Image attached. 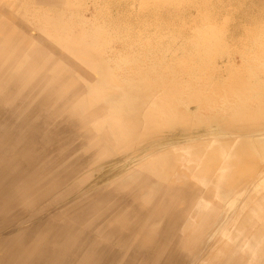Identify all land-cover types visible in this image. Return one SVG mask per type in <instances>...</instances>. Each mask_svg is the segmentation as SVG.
Masks as SVG:
<instances>
[{"label":"rangeland","instance_id":"1","mask_svg":"<svg viewBox=\"0 0 264 264\" xmlns=\"http://www.w3.org/2000/svg\"><path fill=\"white\" fill-rule=\"evenodd\" d=\"M0 19V264H235L210 256L264 223V182L220 191L226 161L264 170V0H0ZM174 183L219 206L194 246Z\"/></svg>","mask_w":264,"mask_h":264},{"label":"bare ground","instance_id":"2","mask_svg":"<svg viewBox=\"0 0 264 264\" xmlns=\"http://www.w3.org/2000/svg\"><path fill=\"white\" fill-rule=\"evenodd\" d=\"M4 29H5V31H7V29H8V31H7L8 36H6L5 38L11 39L13 37L12 33H11V28H9L8 24H6V22L4 20L0 19V33ZM2 44H3L2 38H0V50H1V52H0V68L3 67V65L5 64V62L7 60V58H5V55H8V54L3 52L4 49H1ZM12 48H11V50H12ZM13 51H14V49H13ZM28 55H29V53H28ZM43 62H45V61H43ZM1 64H3V65H1ZM5 68L6 67H4L2 69H5ZM16 72H15V74H16ZM10 75H12V74H10ZM27 75H28V73L26 71H24V69H23L21 73L15 75L11 79H10L11 76L10 77L8 76L9 78L7 80H5V83H8V86L10 88H15L16 86L23 85V84H27L26 86H28L31 84L29 77L31 78L32 75L29 77H27ZM237 134H239V133H237ZM228 135H230V134H228ZM246 162H248V161L247 160L243 161V162L241 160H239L237 162L236 161L235 162L234 161H226L224 164V165L227 164V166L229 167V168H227V172H226L228 179H227V182H225L226 185L224 187L222 185L223 188L220 191H222L227 197L229 196L230 198H232L233 199L232 201L234 203H237V204H238V202L236 200H239L241 202V204H243V203L246 204L249 201L250 195H252L251 193L254 190L260 189V187L262 186V184L264 182V170L260 169L258 167H255V168L250 167L251 169H247L246 168V165H247ZM248 164H249V162H248ZM254 164H255V162H254ZM262 170H263V172H262ZM224 172H223V175L225 174ZM256 178H261V179H256ZM179 186L180 185H178V184L176 185L174 183V203H176L175 201H177L178 199L184 200L186 203V207L179 208V207L175 206L174 207V219L177 222L176 225H180L184 220L186 221V219H187V221L183 225V228L181 229L180 234L174 236L175 245L178 247L194 246L199 241H204L202 238L207 235L206 234L204 236L206 228L208 227V225L210 223V219L213 217V215L215 213H217V209L219 208V206H217L215 204H213V205H209V204L208 205L207 204L202 205L200 203V201H197L196 196L193 195V193L187 192L186 190H183V188H180ZM234 203H232V204H234ZM260 204L262 205V208L258 203V205H256V207H254L255 209L253 207H250V209L255 211L256 213H259V215H263L264 214V201L262 200V198H261ZM200 218H203V224L201 227L197 226V225L194 226L191 224L194 219L196 220V223H197V221ZM234 219H237V217H235V213L233 216L230 217L231 224L233 226H235V230L232 232V235L234 233L237 234L239 232V230H241L242 226L246 223V221L241 222V220L238 221V219H237L235 221ZM247 221H250V219ZM193 226H194V228H193ZM245 229H246L245 233L238 235V236L233 235L234 238L235 237L237 238V240L235 242L224 243L225 246L227 245L225 248L222 247L223 248L222 249L219 247L220 248L219 249L218 243L213 245L214 248H213V251L211 252L210 258L214 259L216 256L232 254L236 258L234 260L235 264H259V262L261 263L262 260L259 259V257H260L258 255L259 253H257V254H255V253L257 251H259V247H264V223L261 220L257 225L254 224L253 222H251L250 224L247 225V227ZM214 231L215 232H213V231L211 232V235H215L216 238H219L221 236V234H223V229L219 230L218 228H216ZM225 232H229V231L225 230ZM230 233H228L227 235H229L230 239H231V237L233 238V236H231ZM209 235H210V233H209ZM243 236H245V238H247V241L245 244V248L243 250H239L238 246H237V242ZM152 241H153V239H152ZM232 244H234V245H232ZM230 245H232V247ZM207 250H205V251H207ZM251 251H254L255 253L254 252L252 253ZM255 255H258V258H254Z\"/></svg>","mask_w":264,"mask_h":264}]
</instances>
